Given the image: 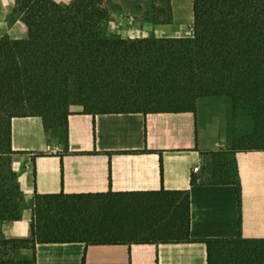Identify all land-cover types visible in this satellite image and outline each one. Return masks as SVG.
Listing matches in <instances>:
<instances>
[{
  "label": "trees",
  "instance_id": "16d2710c",
  "mask_svg": "<svg viewBox=\"0 0 264 264\" xmlns=\"http://www.w3.org/2000/svg\"><path fill=\"white\" fill-rule=\"evenodd\" d=\"M149 3L153 23L173 22L172 0ZM11 17L27 31L0 37V243L201 241L208 264H264V238H192L189 189L36 193L30 238L8 239L1 230L16 219L15 117H41L67 145L74 105L91 114L195 112L199 99L224 96L253 122L250 146L227 153L264 150V0H193L190 36L110 34L105 0H15ZM199 182L234 184L241 207L236 160L203 180L193 171L191 183Z\"/></svg>",
  "mask_w": 264,
  "mask_h": 264
},
{
  "label": "crops",
  "instance_id": "0c3cea01",
  "mask_svg": "<svg viewBox=\"0 0 264 264\" xmlns=\"http://www.w3.org/2000/svg\"><path fill=\"white\" fill-rule=\"evenodd\" d=\"M222 97V96H213ZM208 98V97H204ZM196 111L91 114L73 111L64 144L46 131L39 116L12 119V149L18 151L26 190L35 194L190 190V234L203 238H264V150H238L212 121ZM17 158V157H16ZM242 185L241 207L232 183H191L196 175L229 161ZM34 170L31 177L30 170ZM222 179V176L217 175ZM5 221L7 238L30 236L31 211ZM7 264H208L201 241L180 243L86 244L48 242L17 250Z\"/></svg>",
  "mask_w": 264,
  "mask_h": 264
},
{
  "label": "rangeland",
  "instance_id": "374dc122",
  "mask_svg": "<svg viewBox=\"0 0 264 264\" xmlns=\"http://www.w3.org/2000/svg\"><path fill=\"white\" fill-rule=\"evenodd\" d=\"M56 1L68 3L72 0ZM105 1L110 16L106 29L110 34H119L124 37L192 35L193 0H172L174 17L173 22L170 24H155L147 17L149 0ZM14 3L15 0H0V37L4 34H9L14 38H18L26 34L27 28L25 24L21 20H12L11 13ZM200 102V118L213 121L218 116L220 127H222L224 136L227 137L230 147L244 148L250 146V141L246 140L245 137L252 133L253 122L243 111L235 110L230 100L224 96L208 97ZM81 110H83V107L80 105L72 106V111ZM19 159L16 154L13 155L12 167L17 173L16 183L18 184V189L13 192L11 197L14 208L13 215L16 219H21L26 214V210L32 209L31 225L35 196L32 198L26 190L22 164H14V160L18 162ZM30 174L33 177L34 170L32 168ZM3 236L7 238L4 234ZM27 238H30V236ZM10 239L19 240L25 238ZM22 247L20 244L15 243H0V264H3L1 262L20 260L22 257L17 254V250Z\"/></svg>",
  "mask_w": 264,
  "mask_h": 264
},
{
  "label": "built area",
  "instance_id": "2783aa9c",
  "mask_svg": "<svg viewBox=\"0 0 264 264\" xmlns=\"http://www.w3.org/2000/svg\"><path fill=\"white\" fill-rule=\"evenodd\" d=\"M198 171H200V167L199 166L195 167V169H194V172H198Z\"/></svg>",
  "mask_w": 264,
  "mask_h": 264
}]
</instances>
